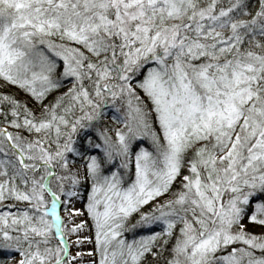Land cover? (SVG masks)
I'll return each mask as SVG.
<instances>
[{
  "label": "snow or ice",
  "instance_id": "6c2138e0",
  "mask_svg": "<svg viewBox=\"0 0 264 264\" xmlns=\"http://www.w3.org/2000/svg\"><path fill=\"white\" fill-rule=\"evenodd\" d=\"M0 264H264V0H0Z\"/></svg>",
  "mask_w": 264,
  "mask_h": 264
},
{
  "label": "rangeland",
  "instance_id": "374dc122",
  "mask_svg": "<svg viewBox=\"0 0 264 264\" xmlns=\"http://www.w3.org/2000/svg\"><path fill=\"white\" fill-rule=\"evenodd\" d=\"M80 207H82V205H80ZM82 219H84V217H82ZM251 231H253V232H260L261 231V229L260 228H251L250 229ZM87 233V232H86ZM89 233H87V235H88ZM73 251H75V249L73 250Z\"/></svg>",
  "mask_w": 264,
  "mask_h": 264
},
{
  "label": "bare ground",
  "instance_id": "6f19581e",
  "mask_svg": "<svg viewBox=\"0 0 264 264\" xmlns=\"http://www.w3.org/2000/svg\"><path fill=\"white\" fill-rule=\"evenodd\" d=\"M77 207L79 208L80 205L78 204ZM80 219H82V217H81ZM84 235H87V233L85 232ZM71 239L74 240L75 237H72ZM90 247H91L90 245H87V246L85 247V250H88V248H90ZM73 250H74V249H73Z\"/></svg>",
  "mask_w": 264,
  "mask_h": 264
}]
</instances>
